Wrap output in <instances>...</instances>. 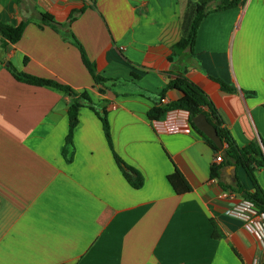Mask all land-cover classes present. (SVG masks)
<instances>
[{
    "label": "crops",
    "instance_id": "obj_1",
    "mask_svg": "<svg viewBox=\"0 0 264 264\" xmlns=\"http://www.w3.org/2000/svg\"><path fill=\"white\" fill-rule=\"evenodd\" d=\"M204 1L209 9L218 4L96 0L92 8L90 0H0V22H26L16 43L0 46V264H264V247L224 213L254 190L244 168L223 158L215 163L220 152L197 129L156 133L147 117L170 72L186 69L239 147L264 140V0L210 11L197 29L193 54L168 60ZM84 4L69 28L96 72L117 79L104 93L78 48L39 21V13L48 12L66 22ZM9 63L86 89L93 102L105 105L113 150L141 172L143 185L136 189L126 181L99 118L85 106L78 109L74 155L66 162L70 97L17 81ZM180 96L167 89L162 102ZM175 168L190 192L177 194L168 182ZM255 177L264 193V166Z\"/></svg>",
    "mask_w": 264,
    "mask_h": 264
},
{
    "label": "trees",
    "instance_id": "obj_2",
    "mask_svg": "<svg viewBox=\"0 0 264 264\" xmlns=\"http://www.w3.org/2000/svg\"><path fill=\"white\" fill-rule=\"evenodd\" d=\"M90 1L92 4L89 6L95 8L96 0ZM243 1L244 0H218V4L213 9L208 8V1L197 4L194 17L191 21L190 30L186 36H182L171 46V54L168 56V60L173 63L179 56L193 54L197 29L202 19L210 11L232 8L242 4ZM87 7V4H84L80 8L72 9L66 22H58L54 16L48 12L39 13V21L42 24L49 25L52 29L59 32L64 40L78 48L82 63L88 70L94 84L98 87V91L104 93L105 89H110V86L117 81V79L103 77L96 72L95 63L88 58L83 45L78 41L69 28L72 21H74ZM25 26L26 22H20L17 25L0 22V46L5 48L8 44L16 43L21 38ZM7 69L17 81L35 86L50 87L59 90L70 97L67 109L68 130L62 147V155L66 162L69 163L73 159V131L78 123V109L85 106L94 111L99 118L105 139L112 151L114 160L126 181L130 186L136 189L143 185L144 178L141 172L127 164L113 150L110 125L107 119V109L105 105L93 102L86 89L75 90L70 85L54 78L40 77L19 71L11 63L7 65ZM186 73V69H177L170 72L168 82L165 88L161 91L160 96L163 97V94L167 89L178 90L181 92V96L166 103L162 102L161 97L160 101L147 111V117L150 121L162 119L168 110L175 108L187 110L190 113V119L199 113H203L208 122L216 128L217 134L222 142V148H218L211 139L200 132L203 139L215 152L221 153L224 163L234 164L244 168L253 183L254 190L253 192H245L243 197L251 200L256 208L264 213V193L255 177L257 169L264 166V140L259 139L249 143L245 147H239L230 132L222 126V119L208 95L201 87L195 84ZM218 82L222 89L231 90V87L227 84L221 81ZM191 126L193 127L192 123ZM217 170L218 167L216 165L211 167L212 177H217ZM167 180L177 194H184L191 191L190 184L177 168L167 175ZM213 227L212 235L218 237L219 233H217L216 226L213 225Z\"/></svg>",
    "mask_w": 264,
    "mask_h": 264
},
{
    "label": "built area",
    "instance_id": "obj_3",
    "mask_svg": "<svg viewBox=\"0 0 264 264\" xmlns=\"http://www.w3.org/2000/svg\"><path fill=\"white\" fill-rule=\"evenodd\" d=\"M156 133L187 132L191 129L190 113L185 109L175 108L168 110L162 119L150 121ZM222 161L221 153L214 157L215 163ZM225 192L222 196H231ZM225 215L237 219L261 246L264 247V213L259 211L254 203L246 198H241L224 209Z\"/></svg>",
    "mask_w": 264,
    "mask_h": 264
},
{
    "label": "water",
    "instance_id": "obj_4",
    "mask_svg": "<svg viewBox=\"0 0 264 264\" xmlns=\"http://www.w3.org/2000/svg\"><path fill=\"white\" fill-rule=\"evenodd\" d=\"M7 64V63H6ZM191 123L193 128L202 132L209 139L213 141V143L218 147L222 148V142L217 134L216 128L208 122L205 115L203 113H199L191 118Z\"/></svg>",
    "mask_w": 264,
    "mask_h": 264
},
{
    "label": "rangeland",
    "instance_id": "obj_5",
    "mask_svg": "<svg viewBox=\"0 0 264 264\" xmlns=\"http://www.w3.org/2000/svg\"><path fill=\"white\" fill-rule=\"evenodd\" d=\"M190 27H191V22L189 23V28H188L189 30H190Z\"/></svg>",
    "mask_w": 264,
    "mask_h": 264
}]
</instances>
